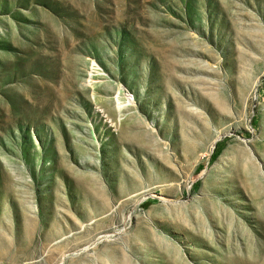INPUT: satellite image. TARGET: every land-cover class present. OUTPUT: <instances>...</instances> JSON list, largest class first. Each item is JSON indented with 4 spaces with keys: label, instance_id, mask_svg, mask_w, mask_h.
<instances>
[{
    "label": "rangeland",
    "instance_id": "374dc122",
    "mask_svg": "<svg viewBox=\"0 0 264 264\" xmlns=\"http://www.w3.org/2000/svg\"><path fill=\"white\" fill-rule=\"evenodd\" d=\"M0 264H264V0H0Z\"/></svg>",
    "mask_w": 264,
    "mask_h": 264
},
{
    "label": "trees",
    "instance_id": "16d2710c",
    "mask_svg": "<svg viewBox=\"0 0 264 264\" xmlns=\"http://www.w3.org/2000/svg\"><path fill=\"white\" fill-rule=\"evenodd\" d=\"M148 203L150 202V201H147Z\"/></svg>",
    "mask_w": 264,
    "mask_h": 264
},
{
    "label": "bare ground",
    "instance_id": "6f19581e",
    "mask_svg": "<svg viewBox=\"0 0 264 264\" xmlns=\"http://www.w3.org/2000/svg\"><path fill=\"white\" fill-rule=\"evenodd\" d=\"M121 103V102H120Z\"/></svg>",
    "mask_w": 264,
    "mask_h": 264
}]
</instances>
